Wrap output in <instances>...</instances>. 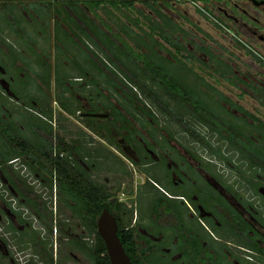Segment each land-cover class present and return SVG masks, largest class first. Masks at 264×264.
I'll return each instance as SVG.
<instances>
[{"label":"flooded vegetation","instance_id":"1","mask_svg":"<svg viewBox=\"0 0 264 264\" xmlns=\"http://www.w3.org/2000/svg\"><path fill=\"white\" fill-rule=\"evenodd\" d=\"M62 35L75 49L64 57L100 70L110 58L155 68L143 80L129 65L133 92L85 65L66 89L60 72L49 88L31 72L40 98L27 104V73L7 63L37 59L19 41L49 51ZM81 183L102 185L134 264H264V0H0V264H95L91 217L74 210ZM24 188L55 211H28Z\"/></svg>","mask_w":264,"mask_h":264},{"label":"rangeland","instance_id":"2","mask_svg":"<svg viewBox=\"0 0 264 264\" xmlns=\"http://www.w3.org/2000/svg\"><path fill=\"white\" fill-rule=\"evenodd\" d=\"M170 26H173V23H169ZM27 31H33L31 28H26ZM64 37H60L59 38V42H57V44H54L55 47H57V51H55V47L54 48H49V51L47 48H44L42 47L43 49L41 50H35V48L32 46H30L27 42L28 40L26 39H23L21 42L19 41L21 47H25L26 49H29L31 52H35V58L37 59H32L31 61H27V67L23 66V68H19V69H14L12 66L9 67L8 63L7 62H10V61H6L7 65H6V68H12L10 69L12 71V73H14V75H16V73L19 71L23 72V73H27V79L25 80L24 82V91H17L18 94L20 96H22L21 98L23 99L24 102H26L27 104H30V101H32V99H37L40 98V94L37 95V92H34L33 89L35 88L34 86V80L32 79V77H29L31 72H34L36 74H39L37 72L40 71V78H41V81L39 83V86L42 88L43 86H46L47 88H49V84H51V80L54 79L55 80V77L52 75L53 72H62V75L60 77H57V79L60 80V83L61 85L63 86L62 89H66L67 87L64 85L63 82L65 78H67L66 75L67 72H69V75L71 76H74L75 74L77 75H81L82 71H83V59L82 57H79L76 55H70L69 57H64L63 54H65V51L67 52L68 50L69 51H75L74 49V44H73V40L72 38H68L66 37L65 35H62ZM33 39L36 41V37H33ZM79 45V44H78ZM40 51V52H39ZM13 58L15 57V50L13 52ZM64 60H67L69 61V64L67 65H63V61ZM110 61V63H113L115 62L114 59H108ZM104 61L105 63L109 62V61ZM118 61H125L124 64L127 66V68L129 69V65L133 67V70L137 71L138 74L140 75H145V73H148V71L150 70H154L155 67H152V63L146 61V60H141V59H137L136 61L134 60H118ZM24 62V61H23ZM89 66H87L91 72L93 73H98V74H101V72H105L106 69H101L98 67V64H96V62L93 60V61H89ZM103 63V62H102ZM106 63V64H107ZM157 64V62H155ZM103 67V66H102ZM113 67L116 69V71L118 73H121L122 75H126L129 70L127 68H119L118 66H116L114 63H113ZM176 69H181L180 67H176L174 66ZM62 68V69H61ZM183 70H181V73L179 72L180 76H181V80L182 82H184L186 85H192V87L195 85H200L201 82H200V77L199 76H195L194 74H191L190 73V70L186 67H182ZM9 70V69H8ZM103 76V75H102ZM17 78V80H19V77H15ZM143 78V80L146 79V76L144 77H141ZM112 81H116L115 79H112ZM112 81L109 79V81L107 80V83H112ZM53 84V82H52ZM33 92V93H32ZM116 96L118 95V92L115 93ZM117 101H119V99H117ZM109 106H111V109L109 111H111V114L112 116H118L119 115V109L118 108H115L113 104H111V102L109 104H105L104 101H102V107H96L95 109L96 110H108ZM23 111H22V110ZM20 110L22 112H24V115H27L28 112L25 110L24 111V107H22ZM202 130L206 131V128H202ZM103 153V152H102ZM105 157V161H104V164L109 166V165H114V162H116V159L114 156H112L111 154H107L104 156ZM39 183H30L29 185H33L34 189L35 190H38L40 189V187L38 186ZM4 194H7V192L5 191ZM8 196V195H7ZM151 200L150 199H144L143 202H144V205H143V208L146 210V206L147 204L150 202ZM13 202V200L11 201ZM48 202V205L51 207H53V209L50 208V210H53L55 211V207H56V204L52 203V201L50 202V200L46 201V203ZM16 206H20L19 204H16ZM59 207V206H58ZM82 209V205L81 204H77V206L74 208L75 211H78V213L80 212V210ZM21 211H27V209H23ZM63 252V251H61ZM59 257H60V254H59ZM73 264H76L75 261Z\"/></svg>","mask_w":264,"mask_h":264},{"label":"trees","instance_id":"3","mask_svg":"<svg viewBox=\"0 0 264 264\" xmlns=\"http://www.w3.org/2000/svg\"><path fill=\"white\" fill-rule=\"evenodd\" d=\"M113 63L119 68H124L123 65L120 67L115 62ZM102 66H103L102 69H106L105 71L106 75L116 80L113 82L115 83L116 86L120 88L119 90L121 89L123 90L125 87L133 92L132 88H130L127 85V83L128 82L135 83V81H137V77L133 73H130V69H128L129 72L125 76L123 75L124 77H121L120 74L114 71V69L109 67V65H107L105 62L102 63ZM145 76H146V79L150 77L148 73H145ZM155 81H157L161 85L169 84V82L167 80H163V78H160V80L155 79ZM138 84H141V81H138ZM171 85H173L172 82H171ZM144 86H140V87H142V91L144 92L145 95L151 94V95H154L156 99H159V100L161 99L160 96L156 92L148 90ZM175 91L177 92V90ZM117 92L119 93V91ZM120 95L123 96L122 93H120ZM176 95H179V92H177ZM181 98H185V97H181ZM63 185L68 190L72 187L71 183H63ZM73 188L76 191V193H78V195L80 196L79 199L81 202L79 204L82 205V209L80 210V212L82 213L85 210L86 212L89 213L91 217L90 218L91 233L96 235V242L90 248V251H91L90 254H91L92 259L94 260V263L95 264H112L110 261L109 255L107 254L104 240L102 239L101 235L97 231V223H96L97 217L100 215V213L102 212V209L105 206H110V204L108 203L107 204L102 203V185L100 186L99 184H96V183H81V184H75ZM23 190L27 191V189L25 188ZM117 209L118 211H124V208L121 205H117Z\"/></svg>","mask_w":264,"mask_h":264},{"label":"water","instance_id":"4","mask_svg":"<svg viewBox=\"0 0 264 264\" xmlns=\"http://www.w3.org/2000/svg\"><path fill=\"white\" fill-rule=\"evenodd\" d=\"M94 116H107V114H94ZM98 232L103 238L107 253L112 264H134L117 234V221L108 208H104L97 221Z\"/></svg>","mask_w":264,"mask_h":264},{"label":"crops","instance_id":"5","mask_svg":"<svg viewBox=\"0 0 264 264\" xmlns=\"http://www.w3.org/2000/svg\"><path fill=\"white\" fill-rule=\"evenodd\" d=\"M63 65H67V64H69V61H67V60H64L63 61V63H62ZM83 66L85 65L86 67L87 66H89V62L87 61V60H83V64H82ZM62 69V68H61ZM89 69V68H88ZM96 73V72H95ZM60 75H62V72H61V74ZM66 75H68V76H66L67 78H65V79H68V77H71L70 75H69V72H67V74ZM76 75V74H75ZM61 106L62 107H64L65 108V105H63V104H61ZM60 114L63 116V115H67L65 112H63V111H61L60 110ZM17 187H21V185L20 186H17ZM21 194H22V196H23V198H24V201L22 202V206H24V207H26L27 209H28V211H33V208H38L40 211H52V210H50V206L49 205H46V204H43V206L40 204L39 205V203H37V201L35 200V199H33L30 195H28V193L26 192V191H24V190H22L21 191ZM1 195V194H0ZM43 200H45L44 198H43ZM1 201V200H0ZM46 201V200H45ZM47 204H48V202H47Z\"/></svg>","mask_w":264,"mask_h":264}]
</instances>
